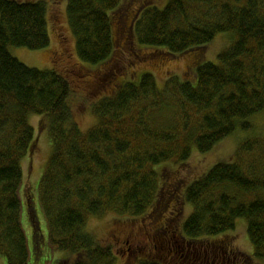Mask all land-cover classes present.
<instances>
[{"label":"trees","instance_id":"1","mask_svg":"<svg viewBox=\"0 0 264 264\" xmlns=\"http://www.w3.org/2000/svg\"><path fill=\"white\" fill-rule=\"evenodd\" d=\"M123 2L67 0L80 63L98 66L113 57L115 25L127 35L134 27L137 44L171 55L202 49L220 34H232L233 43L216 63L197 68L196 83L174 76L160 89L145 73L139 83L118 86L93 106L96 125L82 131L68 78L28 67L9 50L49 47L47 3L0 0V256L7 264H115L112 248L86 231L91 217L176 210L182 198L193 209L182 228L186 240L229 233L245 219L253 256L264 261V142H242L234 160L216 164L184 198L178 187L164 188L156 170L188 161L193 147L206 154L238 130H251L250 119L264 111V0H169L162 10L128 18V27ZM32 114L44 117L53 149L38 187L48 235L39 263L23 224L22 162L36 141ZM58 252L72 259L52 261Z\"/></svg>","mask_w":264,"mask_h":264},{"label":"rangeland","instance_id":"2","mask_svg":"<svg viewBox=\"0 0 264 264\" xmlns=\"http://www.w3.org/2000/svg\"><path fill=\"white\" fill-rule=\"evenodd\" d=\"M42 1L47 3V20L51 37L49 47L31 51L11 46L9 50L15 58L28 67L39 70L54 68L68 78L72 86L70 106L73 118L82 131H87L96 125L98 119L93 113V106L104 96L112 94L118 86L129 81L139 83L145 73L155 77L160 89L164 88L166 82L174 76L182 83L186 81L196 83L197 68L206 62L216 63L218 55L233 43L232 34H220L202 49L171 55L164 50L137 44L134 27L127 35L126 30L120 33V28L115 25L117 45L113 57L98 66H88L80 63L76 54V39L67 17V0ZM168 1L124 0L122 9L126 15L127 25L124 26H129V19L134 17L137 19L143 9L162 10ZM166 113L162 120L170 117V113ZM43 118L34 114L29 116V122L35 129L36 141L30 156L22 162L24 174L22 201L26 214L23 216V224L36 263L47 257L48 252L47 246L44 247L48 235L39 205L38 187L53 153L48 130L42 125L45 123ZM250 122L251 130H238L206 154L199 153L193 147L190 159L183 164L170 162L157 166L156 170L164 177L162 186L178 187V193L180 191L178 196H183L189 185L200 179L216 164L230 163L234 160L242 142L250 138L264 142V111L253 116ZM178 200L182 201L178 203L176 210L172 206L161 212L160 209L163 207L159 210L154 207L145 216L137 218L115 214L91 217L87 222L86 231L100 246L112 248L117 258L115 264H138L139 260L153 263L159 260L161 264H264V261H259L253 256V246L248 236L245 219H238L236 228L229 233L201 238L197 242H184L181 238L182 228L193 209L185 199ZM156 228L174 232L171 234V240L156 239L154 236ZM171 243H174V249L170 246ZM170 247L173 253L167 258V262L162 261L171 250ZM51 259L54 262L61 259L70 260L72 256L68 252H58L52 255ZM0 264H7L2 256H0Z\"/></svg>","mask_w":264,"mask_h":264},{"label":"flooded vegetation","instance_id":"3","mask_svg":"<svg viewBox=\"0 0 264 264\" xmlns=\"http://www.w3.org/2000/svg\"><path fill=\"white\" fill-rule=\"evenodd\" d=\"M164 229H165V226H164ZM172 233H174V232H172V231H165V230H163V228H156V233L154 234V236H155V238L157 239V238H161V239H164V240H167L168 239V241H170L171 240V234ZM181 238L184 240V242L185 241H188V240H186L183 236H181ZM128 243V242H127ZM174 243H171L170 244V246H173V249H174V246L175 245H173ZM170 249H171V247H170ZM172 251V252H171ZM128 252V254H130V250H128L127 251ZM171 252V253H170ZM173 253V250L171 249L169 252H168V254L167 255H165L163 258H162V261L163 260H166V262H167V258L171 255ZM141 262H140V260H139V262H138V264H140ZM158 264H161L159 261L157 262Z\"/></svg>","mask_w":264,"mask_h":264}]
</instances>
